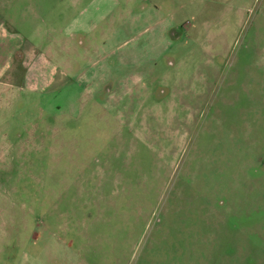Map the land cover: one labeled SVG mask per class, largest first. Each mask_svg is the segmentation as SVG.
I'll return each instance as SVG.
<instances>
[{
  "label": "rangeland",
  "instance_id": "374dc122",
  "mask_svg": "<svg viewBox=\"0 0 264 264\" xmlns=\"http://www.w3.org/2000/svg\"><path fill=\"white\" fill-rule=\"evenodd\" d=\"M0 70V264H264V0H1Z\"/></svg>",
  "mask_w": 264,
  "mask_h": 264
},
{
  "label": "crops",
  "instance_id": "0c3cea01",
  "mask_svg": "<svg viewBox=\"0 0 264 264\" xmlns=\"http://www.w3.org/2000/svg\"><path fill=\"white\" fill-rule=\"evenodd\" d=\"M18 1H20V0H2V3L4 2V6L6 8H9V12H11L12 11V8L15 5V3H18ZM12 15L13 14H11V15L9 14V16H10L9 20L13 19V16ZM21 18L24 19V16L22 15ZM34 48L36 49V46L35 45H33V50H34ZM28 51H30V49H28ZM21 66H22V64L20 63V61H18L16 63V65H15L16 68H15V70L13 72V74L15 76L16 75H19L20 73H23L24 72L23 69L20 68ZM3 68H4V70L6 69V67H2V69ZM4 70H0V108L8 106L6 96H7V94H10L11 93V92L9 93V90L12 87V85L10 84L11 75L9 73L6 74V72H4Z\"/></svg>",
  "mask_w": 264,
  "mask_h": 264
}]
</instances>
